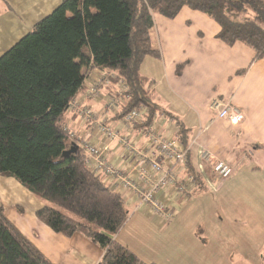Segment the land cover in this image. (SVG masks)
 I'll use <instances>...</instances> for the list:
<instances>
[{"label": "crops", "instance_id": "crops-1", "mask_svg": "<svg viewBox=\"0 0 264 264\" xmlns=\"http://www.w3.org/2000/svg\"><path fill=\"white\" fill-rule=\"evenodd\" d=\"M64 1L0 0V57ZM154 22V40L161 56L152 63H146L147 58L140 71L150 82L149 89L159 107L151 123L146 124V119L134 129H122V117L106 111V100L117 96L120 91L119 80L109 79V75L116 73L90 71L83 90L73 103L90 106L96 121L121 129V134L129 136L130 142L139 148L148 143L150 130L158 136L173 137L187 147L178 134L176 118L188 131L189 154L183 176H193L195 183L190 186L186 198H175L173 193L164 195L163 200L169 204L166 205L168 212L175 215L169 221L148 207L135 211L138 200L128 190L115 192L123 197L130 213L127 224L115 240L143 262L163 264L146 256L158 258L148 250L151 249L148 245L140 241L141 224L148 223L160 231L194 207L204 216L197 226L198 235L192 237L186 247L177 245L173 258L168 257L164 264H244L245 260L250 263L251 259H258L264 253V205H245L264 203V198L262 201L256 199L264 192V58L257 59L255 51L243 43L229 46L222 42L217 38L221 30L219 25L188 8H184L174 20L155 14ZM179 67H182L181 73ZM149 69L157 70L159 74L155 72L154 75ZM97 83H100L101 96L89 99L87 95ZM214 99L239 108L245 116L244 122L233 125L217 119L210 109ZM83 120L79 111H67L65 129L73 133L78 142L88 140L104 147L106 140L97 133L93 123ZM205 151L233 169L228 180H220L212 166L202 160ZM107 158L124 171L133 167L116 143ZM243 177H247L252 185L248 193L239 188L244 194L241 205H226L223 217L215 205H190L193 199L204 200L209 188L220 192L226 186L237 187L238 178ZM103 182L111 189L109 181L103 178ZM43 206L42 201L16 180L0 176V208L51 263L98 264L104 251L80 234L66 238L53 232L37 218V212ZM144 250L145 254L141 252Z\"/></svg>", "mask_w": 264, "mask_h": 264}, {"label": "trees", "instance_id": "trees-1", "mask_svg": "<svg viewBox=\"0 0 264 264\" xmlns=\"http://www.w3.org/2000/svg\"><path fill=\"white\" fill-rule=\"evenodd\" d=\"M184 8L217 23L222 42L243 43L257 59L264 58V0H65L0 57V176L16 180L43 202L37 218L53 232L66 238L80 234L101 248L98 264L147 263L115 240L129 210L87 167L77 138L65 130L67 111L88 73L101 70L128 85L126 96L117 95L118 118L143 106L150 124L159 107L140 71L147 58L161 56L154 15L174 20ZM174 120L188 147V131ZM0 264H53L3 208Z\"/></svg>", "mask_w": 264, "mask_h": 264}, {"label": "built area", "instance_id": "built-area-1", "mask_svg": "<svg viewBox=\"0 0 264 264\" xmlns=\"http://www.w3.org/2000/svg\"><path fill=\"white\" fill-rule=\"evenodd\" d=\"M109 79L117 80L115 74L109 75ZM100 83L91 87L88 98L97 99L101 96ZM119 94L126 96L129 92L128 85L120 81ZM120 100L117 96L109 97L106 100V111L114 115H120ZM211 111L219 120H225L233 125L244 122L245 116L242 111L229 102L214 99L210 105ZM77 110L80 116L93 123L97 133L106 140L104 147H98L94 142L88 140L79 141L83 153L86 156L87 167L92 173L101 175L109 181L111 190L114 192L125 191L133 193L138 203L135 211L148 207L156 215H160L166 221L175 217L168 212L165 201L167 193H173L176 197L188 196L190 186L194 185L195 178L186 176L185 167L188 159L189 148L173 137L158 136L152 130L148 132V143L139 148L129 140V136H123L121 129L112 128L104 121L95 120L93 110L90 106L81 107L71 103L68 111ZM149 110L141 106L123 116L121 119L122 129H134L143 124L149 117ZM68 131V129H65ZM75 139L73 133L70 134ZM118 144L132 163L133 167L124 171L119 165L108 160L113 144ZM202 160L212 166L213 172L220 180H228L233 169L225 162L215 160L207 151L202 154Z\"/></svg>", "mask_w": 264, "mask_h": 264}, {"label": "rangeland", "instance_id": "rangeland-1", "mask_svg": "<svg viewBox=\"0 0 264 264\" xmlns=\"http://www.w3.org/2000/svg\"><path fill=\"white\" fill-rule=\"evenodd\" d=\"M155 61H156L155 58H149V60L146 63H152ZM152 71L153 69H149V72ZM155 72L159 74L157 70H154L153 71L154 75L156 74ZM165 108L167 107L165 106ZM169 110L173 114H177L176 111H172V109ZM238 179L239 181L237 182V187L226 186L220 192H217L215 188L211 187L208 189L207 196L204 198V200L198 201L197 199H193L190 205H215L216 211L218 212L219 215L223 217L224 216L223 211L224 209H226V205H241L240 204V202L242 203L241 197L244 194L240 193V190L244 191L245 193H248L249 187L252 185L251 181H249L247 177L238 178ZM242 188L246 189L247 191ZM186 195L187 194H185L183 197L186 198ZM256 196L257 195H255L254 198H256ZM261 198H264V192L263 193L261 192L259 197L256 199L262 201ZM245 205H264V203L262 204L248 203ZM203 217H204L203 212L199 211L197 208L194 209L193 207L191 210L188 209L182 218L179 219L176 218L171 225L163 228L160 231H156L157 229L148 223L141 224V227L139 228L140 241L148 245V247L151 249L148 248L147 249L153 252L154 254H156L158 258H155L152 255H146V256L149 258V260H153V261L155 260L157 262H161L164 264V262L168 259V257H172V254L174 253L175 247L177 245L180 246L185 245L186 247L189 244L190 239H192V237H194L195 235H198L197 226ZM132 225L133 223L131 224V226ZM152 248L154 250H152ZM141 252L143 254L146 253L145 250ZM261 256L258 257V259L255 258L251 259L250 263H247L245 260L244 264H264Z\"/></svg>", "mask_w": 264, "mask_h": 264}, {"label": "water", "instance_id": "water-1", "mask_svg": "<svg viewBox=\"0 0 264 264\" xmlns=\"http://www.w3.org/2000/svg\"><path fill=\"white\" fill-rule=\"evenodd\" d=\"M76 150L75 149H73L70 153H73V152H75Z\"/></svg>", "mask_w": 264, "mask_h": 264}]
</instances>
